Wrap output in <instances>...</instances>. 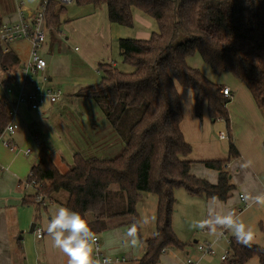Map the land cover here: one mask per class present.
<instances>
[{
  "label": "trees",
  "instance_id": "16d2710c",
  "mask_svg": "<svg viewBox=\"0 0 264 264\" xmlns=\"http://www.w3.org/2000/svg\"><path fill=\"white\" fill-rule=\"evenodd\" d=\"M74 2L95 8L105 4L109 21L127 27L134 25L137 9L152 17L158 28L149 38L119 39L120 55L133 70L122 71L114 63L101 62V81L75 93L98 104L112 130L111 148L121 142L120 150L107 156L96 154L101 153L100 148L77 150L72 167L62 173L42 148L26 178L38 185L33 194L24 196L23 204L40 205L44 198L65 190L69 194L66 207L80 212L96 234L109 227L108 218L124 215H132V223L138 228L137 201L143 192L153 193L158 199L156 231L142 240L146 249L137 264H157L164 249L185 246L172 224L175 189L184 188L192 196L227 200L235 189L228 164L240 156L230 140L226 159L202 161L218 171L216 184L191 173L193 161L188 156L192 146L181 128L182 99L173 80L196 91L195 113L199 118L206 105L213 120L223 119L230 126L227 104L232 98L223 93L224 85L213 82L187 62L188 56L199 53L215 72L227 71L240 80L264 117V0ZM64 11L59 0L49 1L45 19L50 37L61 25ZM13 61L10 51L3 52L0 45V62L8 74L7 81L15 76ZM10 109L6 99L1 98L0 133L11 119ZM112 184L118 190L112 191ZM39 194L43 199H38ZM259 226L264 229V219ZM229 243L230 254L222 264H246L253 256L264 264V248L252 242L239 243L234 235Z\"/></svg>",
  "mask_w": 264,
  "mask_h": 264
},
{
  "label": "crops",
  "instance_id": "0c3cea01",
  "mask_svg": "<svg viewBox=\"0 0 264 264\" xmlns=\"http://www.w3.org/2000/svg\"><path fill=\"white\" fill-rule=\"evenodd\" d=\"M24 2L25 5H23ZM41 4L42 0H21L19 2L0 0L2 23L18 21L21 9L28 17H31L40 10ZM73 4L74 1L67 3L70 6ZM76 6L83 7L82 5ZM80 10V15L72 14L74 21L69 19L63 28L60 25L54 29L55 36L50 37L47 31L46 41L39 51L46 58L47 66L44 70L31 74L28 82L25 83V90L32 91L37 84L42 83L43 76H46V88L60 90L61 95L67 97L66 103H70L72 99L78 98L75 93L79 89L101 81L102 73L98 67L99 63L116 64L113 52L119 47V39L124 36L123 27L127 26L110 22L105 4L96 8L89 6L88 10ZM62 18L63 14L61 22ZM149 22L140 14V11L134 10L133 26L144 29ZM152 32L150 30L148 36L135 38H149ZM27 40L17 39L8 44V51L14 59L11 68L15 69V76L10 78V81L6 80L8 74L0 62L5 75V83L8 87L10 83L15 84L13 88L10 87L11 93L7 94L0 82L4 90L1 98L10 97L16 103L19 123V128L11 138L10 145L0 141V264H67V257L54 247L46 228L56 209L60 206L66 207L68 192L65 190L54 192L51 196L44 198L40 205L23 204L24 196L35 192V187L26 183V178L32 166L38 162L40 150L43 148L51 155L57 168L58 162L62 161L66 163L65 169L69 170L73 165V155L76 151L70 150L67 144L72 145L74 142L70 140L77 139L75 133L68 131L71 139L66 140L64 138L66 136L53 126L52 122L60 119L61 114H58V109L53 104L55 102H51L48 96L44 97L40 108L35 110L30 109L25 101L17 100L24 78L22 67L31 57L32 43ZM236 80L230 79L229 82L222 84L224 87H229L233 94V98L227 104L230 126L223 119L213 120L208 114L206 105L202 118L195 113V103L190 110L186 109L183 102H187L188 88L181 86L183 91L180 95L184 113L181 128L186 141L192 146V152L188 156V159L193 161L191 173L216 184L218 171L205 166L202 161L226 159L230 140L234 141L240 156L228 164L235 189L227 200L192 196L185 189L186 193L180 191L179 188L175 189L176 203L172 224L174 232L185 246L181 249L173 247L164 249L157 264H189L188 259L196 264H217L213 260H205L208 255H201L197 249V243L206 239H215L216 233L221 230H224V237L229 230L216 226V231L213 233L211 226H206L199 231L197 228L190 227L191 222L193 220L213 221L217 215H226L229 212L233 213L235 218L237 211L238 214H243L246 209L257 202V197L264 196V117L248 88L237 78ZM193 91L196 97V91ZM81 113L84 119L88 120V115L84 114V111ZM97 121V118L92 117L94 137H91V142L86 145L85 150L94 151L100 148L99 150L102 151L105 148L109 151L112 147V130L107 120L103 119L104 123L100 121V127ZM213 123H216L215 128ZM214 129L216 130L215 137ZM225 129L230 130L229 134L221 139L219 133L226 132ZM100 145L104 148L99 147ZM54 151L59 154L60 161L58 155L55 157L52 155ZM110 189L116 191L118 186L112 184ZM143 193L136 207L140 201L145 199L144 202L150 205V210L147 215L142 213L143 219L139 216L138 245L131 246L130 238L127 236L128 229L133 225L132 215L108 218L109 227L96 233L105 254L139 258L144 254L146 248L142 240L152 237L156 231L158 199L155 194V197H144ZM240 194L244 195L243 200L240 199ZM243 204L244 207H242ZM145 218L148 220L147 224L143 223ZM32 223H35V227L33 232H30ZM36 227L43 229V237L37 238ZM232 235L234 234L231 231L227 237V248H230L229 239ZM256 245L263 248L260 244L256 243ZM221 261L224 260L221 259ZM257 263L261 264L259 258Z\"/></svg>",
  "mask_w": 264,
  "mask_h": 264
},
{
  "label": "rangeland",
  "instance_id": "374dc122",
  "mask_svg": "<svg viewBox=\"0 0 264 264\" xmlns=\"http://www.w3.org/2000/svg\"><path fill=\"white\" fill-rule=\"evenodd\" d=\"M17 2L21 1V0H16ZM26 1V0H25ZM26 3L24 2L23 5H25ZM77 4L74 2L73 5H67L64 4L65 6V11L63 14V18H62V23H61V27L63 28L64 25L66 24V22L70 19L71 21H74V17L72 14H75L74 16H78L81 14V10L80 9H84V10H88L89 9V5L83 6L82 8L76 6ZM92 8V7H91ZM135 11H140V10H135ZM76 12V13H75ZM140 14L144 17H146V19H148L149 24L146 26V28L144 29H140L138 28L136 25L133 27H123L124 31V36L122 37H143V36H148V31L152 30V31H156L158 26L157 23L155 22V20L150 17L149 15H147L146 13L140 11ZM151 23V25H150ZM152 28V29H151ZM147 32V33H146ZM28 41V40H27ZM67 45V43L64 45V47ZM63 47V48H64ZM118 47V46H117ZM63 51V50H62ZM119 51V47L117 49L114 50L113 54L115 57V62H116V66L122 70V71H131L133 70V67L124 62ZM187 62L190 66L199 69L207 78H209L210 80H212L213 82H217L220 84H224L226 82H229L230 79H234L236 80V77L227 71H223L221 73H217L215 72L206 62H204V60L202 59V57L200 56L199 53H195L193 55L188 56L187 58ZM4 73H1L0 75V82L1 80H4ZM15 84L14 83H10V87H14ZM4 90L0 84V98L3 96ZM66 96L61 95L58 102H55L53 104H55V107L58 109V114H61V118L60 119H56L55 121L52 122L53 126L58 129L59 131H61V133H63L66 137H64L66 140L67 139H71L68 136V131L71 132L72 134H76L75 137L77 138V142L76 140H70L73 144L72 145H68V148L70 150H82L86 148V145L91 142V137H94L93 134V125H92V117L93 118H97V124L100 127V121L102 123L103 119L107 120L104 113L102 112V110L100 109V107L98 106L97 103H95L92 99L90 98H77V99H72L70 103H66ZM82 111H84V114L86 113L88 115V120L84 119V116H82ZM108 122V121H107ZM109 126V123H108ZM213 126L215 128L216 123H213ZM226 133L229 134L228 129H225ZM215 132L216 130H213V134L215 137ZM234 142V141H233ZM70 144V143H69ZM121 142H119V144H113V148H111L108 153H106V150L104 148V150L101 151V153H96L99 156H107V155H111V154H116L120 148H121ZM75 146V149H74ZM92 154V153H91ZM54 157L56 155H58V160L60 161V157L59 154L57 153V151H54V153L52 154ZM65 165L62 161L58 162V169L61 172H64L65 170ZM117 186V185H116ZM180 191H183V193H186L184 188H179ZM143 195H145L144 197H155L154 194L150 193V192H144ZM144 200L140 201L137 205V212L139 213L138 215L140 216V219H143L142 213L144 215H147L149 212V207L150 205L148 203H145ZM148 201V200H147ZM242 207H244V204L242 205ZM241 207V208H242ZM235 219L239 220V221H243L244 224L247 227H250L253 233V239H252V243L256 245L260 244L261 247L264 248V229H260L259 223L261 219H264V204L262 203H258L256 202L254 205L250 206L248 209H246L244 211V213H240L238 214L237 211V215L235 217ZM199 231H201L202 229H198ZM221 230V229H220ZM231 230L228 231V235L226 234V236L222 237V239L218 242L217 247H215L216 250V255H208L207 257H205V260H213L215 261V263L217 264H221V258L220 256L225 253V250L227 249V237L229 236ZM206 240H212V239H206ZM199 242H203V241H199ZM212 256V257H211ZM258 257L257 256H253L248 264H258Z\"/></svg>",
  "mask_w": 264,
  "mask_h": 264
},
{
  "label": "built area",
  "instance_id": "2783aa9c",
  "mask_svg": "<svg viewBox=\"0 0 264 264\" xmlns=\"http://www.w3.org/2000/svg\"><path fill=\"white\" fill-rule=\"evenodd\" d=\"M50 0H42L40 10L31 17H28L24 10H20V19L16 22L2 23L0 26V45L3 52L8 51V44L17 39H28L32 43L31 57L27 63L22 67L23 73V83L20 86L19 94L17 100L25 101L30 109H39L43 103L45 96H48L51 102H56L61 95L60 90H52L51 88H46L47 77L43 76V81L41 84H37L32 91L25 90V83L31 77V74H36L45 69L47 66L46 58L40 54V49L46 41L48 28L46 27V9ZM63 4L71 3L74 0H59ZM3 73V69L0 63V75ZM1 84L5 89L7 94L11 93V88L1 80ZM223 93L230 98H233L232 91L229 87H224ZM10 105V115L11 119L5 129L0 133V141L6 145H10L11 138L15 135L17 129L19 128V123L17 121L18 110L16 103L11 100L10 97L5 98ZM226 132H220L219 137L221 139L227 137ZM36 187L38 184L35 180L26 181ZM38 199H43V196L39 194ZM240 199H244V195L240 194ZM37 238L43 237V229L41 227H36L35 229ZM225 235L224 230L218 231L216 233L215 239L205 240L203 242L197 243V249L201 252L202 256L213 255L216 253L215 247L218 245L220 237ZM97 237L96 244L94 245V258L97 259L100 264H137L140 261L139 257L132 256L128 257L126 255H107L104 253L102 246L100 245L99 238ZM230 254V248L225 250V253L221 255V259L225 260ZM189 264H196L191 259H188Z\"/></svg>",
  "mask_w": 264,
  "mask_h": 264
},
{
  "label": "clouds",
  "instance_id": "9594fccd",
  "mask_svg": "<svg viewBox=\"0 0 264 264\" xmlns=\"http://www.w3.org/2000/svg\"><path fill=\"white\" fill-rule=\"evenodd\" d=\"M174 88L181 93L183 88L178 79L173 80ZM195 93L189 86L187 92L186 109L190 110L195 103ZM258 203L264 204V196L256 198ZM148 223L147 218L143 221ZM211 226L213 233L216 226L231 230L239 243L248 245L253 239V233L250 227H247L243 221L234 218V214L229 212L226 215H217L213 221H196L190 224L191 228L203 229ZM47 234L51 237L54 247L59 249L66 257L67 264H100L94 258V245L97 237L92 230L89 221L78 211H74L64 206L56 209L47 223ZM130 238V245L135 247L139 241L137 239V225L134 223L127 231Z\"/></svg>",
  "mask_w": 264,
  "mask_h": 264
},
{
  "label": "water",
  "instance_id": "95a60500",
  "mask_svg": "<svg viewBox=\"0 0 264 264\" xmlns=\"http://www.w3.org/2000/svg\"><path fill=\"white\" fill-rule=\"evenodd\" d=\"M34 227H35V223H32V225H31L29 231H30V232H33Z\"/></svg>",
  "mask_w": 264,
  "mask_h": 264
}]
</instances>
